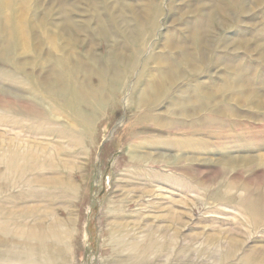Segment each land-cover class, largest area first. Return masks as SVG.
Listing matches in <instances>:
<instances>
[{"label": "rangeland", "instance_id": "rangeland-1", "mask_svg": "<svg viewBox=\"0 0 264 264\" xmlns=\"http://www.w3.org/2000/svg\"><path fill=\"white\" fill-rule=\"evenodd\" d=\"M29 1L0 3V264H264V0Z\"/></svg>", "mask_w": 264, "mask_h": 264}, {"label": "bare ground", "instance_id": "bare-ground-1", "mask_svg": "<svg viewBox=\"0 0 264 264\" xmlns=\"http://www.w3.org/2000/svg\"><path fill=\"white\" fill-rule=\"evenodd\" d=\"M4 1V0H3ZM3 1H1V2H3ZM31 1V0H30ZM29 1V2H30ZM0 2V3H1ZM7 2H8V0H7ZM10 3H8L7 5H9ZM1 5V4H0ZM38 5V4H37ZM2 6V5H1ZM1 6H0V8H1ZM5 6H6V4H5ZM6 9H8V7L6 8ZM8 10H10V9H8ZM4 11V10H3ZM11 11V10H10ZM13 16V15H12ZM35 16V15H34ZM21 19V18H20ZM30 20H31V18H30ZM13 21V20H12ZM19 23V22H18ZM32 25V24H31ZM39 26V25H38ZM44 25L43 24H41V22H40V27L39 28H44L43 27ZM22 27H20L19 25L18 26H16L15 27V29H17L16 31V33L17 34H20L21 32H22V29H21ZM51 30V29H50ZM42 32V31H41ZM45 33V32H44ZM50 33V32H49ZM67 33V32H66ZM56 34H58L59 35V37H61V38H63V36H65V34H64V30H62L61 31V29H60V32L58 31V33H56ZM69 35V34H68ZM70 36H71V33H70ZM52 37V36H51ZM200 55V54H199ZM188 57L189 56H187L185 59H184V61H183V63L182 64H184L183 66H185V67H189V65H190V60L188 59ZM173 75V74H172ZM174 76V75H173ZM58 78V77H57ZM58 80V79H57ZM62 81H63V79H62ZM55 82V81H54ZM56 83L58 84V82L56 81ZM72 83V82H71ZM53 84V83H52ZM153 83H151L150 85H152ZM50 85V84H49ZM48 85V86H49ZM59 85V84H58ZM61 85V84H60ZM65 85V84H64ZM73 85V84H72ZM153 85H155V84H153ZM152 85V93H154L155 92V90L158 92V93H160V89L162 88L160 85L158 86V85H156V86H153ZM54 86V85H53ZM67 86H68V84H67ZM56 87V86H55ZM65 87V86H64ZM64 87H62V88H64ZM72 87V86H71ZM70 87V88H71ZM150 87V86H149ZM153 87H154V91H153ZM52 88V87H51ZM58 88H59V86H58ZM61 88V87H60ZM164 88V87H163ZM57 89V88H56ZM56 89H55V92H56ZM68 89V87L66 88V90ZM99 89V88H98ZM150 89V88H149ZM148 89V90H149ZM62 90V89H61ZM103 90V89H102ZM58 91V90H57ZM60 91V90H59ZM98 91V90H97ZM100 91V90H99ZM50 92V91H49ZM53 93V92H52ZM64 93V92H63ZM99 93V92H98ZM101 93V92H100ZM59 94H60V92H59ZM155 94V93H154ZM57 95V94H56ZM61 95H62V93H61ZM101 95H103V94H101ZM67 96V95H66ZM157 96V95H156ZM52 97V96H51ZM54 97V96H53ZM57 97V96H56ZM61 97V96H60ZM63 97H64V95H63ZM63 97H62V99H63ZM152 97H153V95H152ZM154 98H155V96H154ZM55 99V98H54ZM64 99H65V97H64ZM102 100V99H101ZM151 100V99H150ZM156 100V99H155ZM56 101V100H55ZM61 101V100H60ZM59 101V102H60ZM154 101V100H153ZM56 103H57V101H56ZM101 103V102H100ZM58 105V104H57ZM60 106V105H59ZM62 106H63V104H62ZM138 121V120H137ZM136 123V122H135ZM128 135H129V133H128ZM127 135V136H128ZM132 135V134H131ZM129 137V136H128ZM7 257L10 259V260H12L13 259V253L12 252H9L8 251V254H7Z\"/></svg>", "mask_w": 264, "mask_h": 264}]
</instances>
